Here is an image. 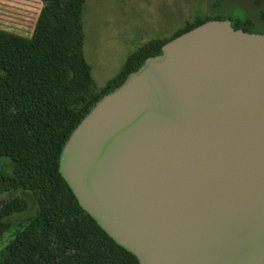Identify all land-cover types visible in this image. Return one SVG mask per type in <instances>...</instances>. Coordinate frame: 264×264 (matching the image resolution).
Here are the masks:
<instances>
[{
  "label": "water",
  "instance_id": "water-1",
  "mask_svg": "<svg viewBox=\"0 0 264 264\" xmlns=\"http://www.w3.org/2000/svg\"><path fill=\"white\" fill-rule=\"evenodd\" d=\"M59 171L139 264H264V31L209 18L105 92Z\"/></svg>",
  "mask_w": 264,
  "mask_h": 264
},
{
  "label": "trees",
  "instance_id": "trees-1",
  "mask_svg": "<svg viewBox=\"0 0 264 264\" xmlns=\"http://www.w3.org/2000/svg\"><path fill=\"white\" fill-rule=\"evenodd\" d=\"M34 1L15 2L31 11ZM41 1L30 36L0 30V238L11 229L0 264H139L79 204L59 171L61 149L92 105L165 41L209 18L264 31V0L259 24L243 9L193 15L129 54L101 87L83 51L85 0Z\"/></svg>",
  "mask_w": 264,
  "mask_h": 264
},
{
  "label": "rangeland",
  "instance_id": "rangeland-1",
  "mask_svg": "<svg viewBox=\"0 0 264 264\" xmlns=\"http://www.w3.org/2000/svg\"><path fill=\"white\" fill-rule=\"evenodd\" d=\"M15 1L0 0V30L30 36L42 1L35 0L31 11L20 7ZM259 1L85 0L82 12L83 51L91 65L95 85L103 86L119 72L128 55L144 43L170 35L193 15L220 10L237 14L238 9H243L248 17L259 24L262 20L257 14ZM10 230L0 238V260Z\"/></svg>",
  "mask_w": 264,
  "mask_h": 264
}]
</instances>
